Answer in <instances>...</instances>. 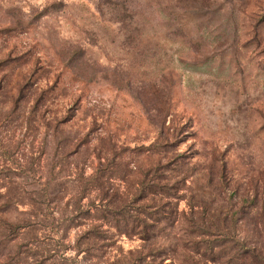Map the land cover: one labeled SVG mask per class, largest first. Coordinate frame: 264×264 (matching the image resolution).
I'll use <instances>...</instances> for the list:
<instances>
[{"label":"rangeland","instance_id":"rangeland-1","mask_svg":"<svg viewBox=\"0 0 264 264\" xmlns=\"http://www.w3.org/2000/svg\"><path fill=\"white\" fill-rule=\"evenodd\" d=\"M165 140L192 167L180 216L232 209L264 252V0H0V221L22 232L0 226V264H177L165 237L74 248L109 201L82 181L116 164L104 191L132 199Z\"/></svg>","mask_w":264,"mask_h":264},{"label":"trees","instance_id":"trees-1","mask_svg":"<svg viewBox=\"0 0 264 264\" xmlns=\"http://www.w3.org/2000/svg\"><path fill=\"white\" fill-rule=\"evenodd\" d=\"M175 145V141L165 140L151 146V149H157L155 153L161 158L153 166L141 171V180L138 181V189L132 199L126 196H110L107 191H104L108 180L116 173L114 172L116 164L113 167L103 166L100 171L82 181L83 188H99L104 193L103 197L109 201L104 205V208L96 209L97 213H94L96 222L78 235L74 245L77 253H87L93 249L98 250L114 245L116 239L115 233L112 232L113 229L120 234L137 236L143 241L165 237L166 244L159 251L163 255L173 256L177 264H207L206 262L213 264H264L263 249L249 246L244 240L237 239L231 231L235 230L239 222L236 211L230 209L225 214L221 209L215 210L212 214L194 211L190 221L185 217V214L180 216L177 200L187 199L184 194H180V191L184 189L192 167L181 155L171 156V151L168 149L169 147L175 149ZM126 149L133 153L143 150L141 147L132 149L121 147L122 152ZM168 157L171 158L168 159ZM164 159L167 160L164 162ZM171 181L173 182L170 183ZM50 183V181L44 183L43 187L37 191L41 201L47 199L48 202H53L60 196L61 188H51ZM85 190L82 191L80 199L85 197ZM150 195L153 196L150 198L152 202L155 201L154 197H159V202L147 203L134 208L133 204L136 199L142 200ZM194 198L195 195L192 199ZM192 199L190 200L189 197L190 208L195 205L192 203ZM174 200L176 208L173 207ZM198 201H200L199 204L203 203L202 198H199ZM151 208L154 210H150ZM50 213L52 216L49 218L48 224L55 228H59L62 224L65 225V229H68L83 223L81 221L59 222L58 219H54L53 212ZM82 213L81 217L83 218L85 215L91 214L89 209ZM76 218L77 216L69 220ZM0 222H2L0 226H5V231L10 234L9 240H16L22 233L21 227L13 222ZM261 223L264 226V220H261ZM167 227L173 228L175 231L173 235L165 234ZM24 246L26 245L24 244ZM49 259L50 257L44 258L39 263L46 264ZM204 260L206 262H203ZM48 263L50 264V262ZM120 264L135 263L123 262ZM144 264L149 263L144 261Z\"/></svg>","mask_w":264,"mask_h":264}]
</instances>
